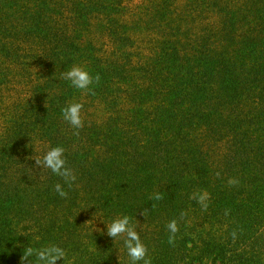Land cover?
Returning a JSON list of instances; mask_svg holds the SVG:
<instances>
[{
	"label": "trees",
	"instance_id": "1",
	"mask_svg": "<svg viewBox=\"0 0 264 264\" xmlns=\"http://www.w3.org/2000/svg\"><path fill=\"white\" fill-rule=\"evenodd\" d=\"M183 1L0 0V264H129L123 215L151 264H264V0ZM56 146L71 186L35 164Z\"/></svg>",
	"mask_w": 264,
	"mask_h": 264
},
{
	"label": "clouds",
	"instance_id": "2",
	"mask_svg": "<svg viewBox=\"0 0 264 264\" xmlns=\"http://www.w3.org/2000/svg\"><path fill=\"white\" fill-rule=\"evenodd\" d=\"M62 75L73 88L86 92H91V86L99 79L98 76L94 78L87 70L79 66L71 67ZM82 108L83 104L73 102L61 109L63 119L74 129H80L83 127L81 115ZM64 151V148L61 146L51 147L43 155L42 160H35V164L39 167L42 166L50 169L53 174L62 177L65 184L71 186L76 177L73 175L72 170L66 166ZM235 182L236 181H230V183ZM54 189L61 197L67 195L60 183L55 184ZM154 199L159 200V194L155 195ZM196 199L198 203H200L201 207L206 210L208 207L207 194H199ZM167 228L173 235L178 231L175 220L170 221ZM105 229L107 236L113 240L119 238L122 234L125 236L123 244L126 249L127 256L130 258L129 264H141V262H143V264H151L147 255L148 250L142 243L139 233L130 224V218L127 215L113 219L110 224L105 225ZM233 236H235V233H233ZM172 239L173 236H170L169 242H171ZM66 255V250L57 245L45 246L42 248H33L28 245L23 249L21 264H23V261L25 260H27L28 264H30L33 258L35 260V264H57V261L59 260L64 261Z\"/></svg>",
	"mask_w": 264,
	"mask_h": 264
},
{
	"label": "rangeland",
	"instance_id": "3",
	"mask_svg": "<svg viewBox=\"0 0 264 264\" xmlns=\"http://www.w3.org/2000/svg\"><path fill=\"white\" fill-rule=\"evenodd\" d=\"M184 1L183 0H180V2L178 4H182Z\"/></svg>",
	"mask_w": 264,
	"mask_h": 264
}]
</instances>
